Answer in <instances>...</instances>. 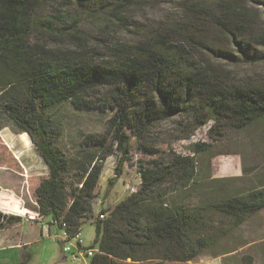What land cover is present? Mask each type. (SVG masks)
I'll return each instance as SVG.
<instances>
[{"label":"trees","instance_id":"1","mask_svg":"<svg viewBox=\"0 0 264 264\" xmlns=\"http://www.w3.org/2000/svg\"><path fill=\"white\" fill-rule=\"evenodd\" d=\"M158 1L0 0V131L27 134L48 168L31 189L41 219L69 237L95 225L91 264L192 262L264 210V181L247 190L229 189L231 179L206 182L196 158L211 144L163 156L153 137L171 119L186 129L183 139L210 122L212 138L219 127L264 121V78L242 79L228 68L264 61L254 11L264 0H179L181 23L160 22L128 39L130 11ZM66 103L108 114L105 132L87 136L91 149L74 158L59 144L63 128L53 112ZM135 148L152 157L139 162L140 188L102 208L100 219L94 205L104 162L119 153L109 194ZM195 195L199 202L188 204ZM21 220L0 211V229Z\"/></svg>","mask_w":264,"mask_h":264},{"label":"rangeland","instance_id":"2","mask_svg":"<svg viewBox=\"0 0 264 264\" xmlns=\"http://www.w3.org/2000/svg\"><path fill=\"white\" fill-rule=\"evenodd\" d=\"M182 7L183 3L179 0H161L130 11V31L127 38L140 35L142 32L156 27L160 22H170L174 25L181 23L183 20ZM254 11L260 18L258 21L260 26L264 28V8H255ZM88 31L93 34L92 29L88 28ZM215 39L225 40V38L218 37ZM226 63L230 64L227 61ZM228 68L242 79L254 81L264 78V61L255 65L228 66ZM53 112L62 123L63 128L59 144L70 158H74L77 152L91 149L84 143L87 136L105 132L107 113L77 110L70 103L56 108ZM213 125L214 123L210 122L194 132L190 139H183L181 136L186 129L180 125L179 119H171L158 125L154 129L153 137L159 142L163 156L172 152L183 156L192 155L190 148L193 144L198 142L211 144L212 148L209 154L200 155L196 158L203 170L206 182L231 179L234 181L229 183V189L247 190L264 181V121L240 131L224 130L219 127L218 130L221 135L214 132L211 138L210 131L214 129ZM136 146L138 147V145ZM150 159H152L151 156L135 148L132 152L131 161L126 163L123 175L107 194L109 181L114 178L116 173L119 153L107 158L104 162V173L98 188L101 195L94 205L96 211L102 208H112L129 196L127 186H134L139 190L141 185L139 162ZM47 174L48 168L38 156L27 134H16L10 128L0 131V197L10 195L14 201L17 200L22 203L26 209L22 221L30 220L29 216L36 214L33 209L34 204L31 201V189L38 184L39 178ZM186 202L196 204L199 200L195 195L187 199ZM5 212L3 213L11 216L15 211L9 213L7 210ZM39 220L40 222H47L42 219ZM30 221L33 223H27L23 229L31 237L38 234V238L43 242L38 243L35 248L40 249L46 244L53 251L55 258L59 259L63 242L57 237L59 234L57 230L53 231L51 238L47 236L42 239L39 234L42 224L34 223V220ZM18 225V223L7 224L4 229L0 230L9 231L8 228H13V232H15L14 227ZM81 234L85 245L91 246L96 236L95 225L85 224ZM225 250L233 252L223 254ZM245 254L254 257V264H264V210L249 219L241 227L232 230L218 247L205 252L194 261L167 264H224V261L226 264H240V258ZM60 263L61 261H51L45 264ZM63 264H69V262Z\"/></svg>","mask_w":264,"mask_h":264},{"label":"crops","instance_id":"3","mask_svg":"<svg viewBox=\"0 0 264 264\" xmlns=\"http://www.w3.org/2000/svg\"><path fill=\"white\" fill-rule=\"evenodd\" d=\"M7 210H9V213L14 211V213H21L12 214L15 216L19 215L20 217L26 213V209L23 207L22 203L17 200L14 201L10 195H2L0 197V211L6 213L5 211ZM100 211V209L96 211L95 208V213H99ZM25 220L17 222L19 225L14 227L16 229L15 232H13V228H8L9 231L0 230V264H45L51 261H61L60 264L69 262L70 264V261L66 259L63 253V248L60 252L59 259L55 258L53 251L46 244L40 249L35 248L38 243L43 242L38 238V234L32 235L31 237V235L23 229L27 223H33L28 219ZM34 223L42 224V228L39 230L42 239L47 236L51 238L53 231L57 230L54 226H50L48 224L49 222L43 223L35 221ZM57 233L59 232L57 231ZM83 264H91V259Z\"/></svg>","mask_w":264,"mask_h":264},{"label":"built area","instance_id":"4","mask_svg":"<svg viewBox=\"0 0 264 264\" xmlns=\"http://www.w3.org/2000/svg\"><path fill=\"white\" fill-rule=\"evenodd\" d=\"M137 187L127 186L128 195H132L137 192ZM99 218L104 219L105 215L99 212ZM30 220H39L41 219L36 213L29 216ZM43 220V219H42ZM58 238L63 242V253L66 256V259L69 260L72 264H83L87 260L92 259L96 254L97 250L89 249L85 245L81 233L75 234L73 237H69L67 233H60ZM74 242V244H72Z\"/></svg>","mask_w":264,"mask_h":264}]
</instances>
